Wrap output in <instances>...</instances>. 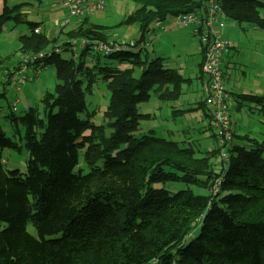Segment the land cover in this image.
<instances>
[{
  "label": "trees",
  "instance_id": "obj_1",
  "mask_svg": "<svg viewBox=\"0 0 264 264\" xmlns=\"http://www.w3.org/2000/svg\"><path fill=\"white\" fill-rule=\"evenodd\" d=\"M137 1L123 22L137 24L140 37L109 53L82 46L81 39L110 41L109 27L84 16L55 45L36 32L41 22L27 21L20 51L31 57V67L53 66L60 82L42 98V113L31 106L17 115L16 99L9 115L0 110L17 132L24 127L29 152L26 172L6 168L4 150L19 145L0 121V264H264V137L236 135L232 128L229 158L217 170V143L203 151L191 140L143 130L142 121L153 114L140 103L151 100L152 89L157 86L160 101L174 102L190 79L144 39L168 17L201 12L205 0ZM221 5L227 18L264 29L263 0ZM14 10L5 0L1 21L14 18ZM98 75L110 91L103 114L110 135L95 122L96 112H88L86 93ZM237 98L264 111V94ZM204 112V130L217 141L211 112ZM176 182L187 188L167 186Z\"/></svg>",
  "mask_w": 264,
  "mask_h": 264
},
{
  "label": "rangeland",
  "instance_id": "obj_2",
  "mask_svg": "<svg viewBox=\"0 0 264 264\" xmlns=\"http://www.w3.org/2000/svg\"><path fill=\"white\" fill-rule=\"evenodd\" d=\"M4 1L0 0V15L4 13ZM57 1L58 3H53L51 0H8V5L15 9L9 12L10 16L14 18L3 21L0 19V95L6 90V97H0V108L3 109L2 111L5 113V116L11 113L12 109L9 105H12L13 101L17 98L19 99L18 110L16 111L17 115H24L31 106H35L42 113V98L49 91L55 92L56 86L60 82L57 79L56 69L53 66L39 67L38 69L34 66L31 67V57L23 55L20 51L21 43L19 40L21 34H25L30 30L27 21L36 19L41 21L36 32H45L47 37L54 40V45L59 44L57 41L62 43L61 40L63 39L58 37L59 34H54L55 30L51 31L56 27L54 23L55 19L61 18L64 15L62 4L59 0ZM90 1L93 2L95 0ZM17 4H20V6L15 7ZM105 4V9L97 10L92 14L89 13L91 14V22L109 27L108 32L111 38L120 36V39L117 40H124L125 42H130L133 37L137 39L140 36L139 26L137 24H125L123 21L138 8L139 2L137 0H105ZM89 14H86V16ZM15 17H20L24 22H18L15 20ZM228 22L232 25L233 39L238 44L245 45L241 47L244 54L251 51V44L255 42V39L257 40V36L260 39L258 41L261 43V48L264 50V29L255 30L248 26V24H242L234 19H229ZM45 24H48L47 27ZM73 26H67L66 30H70ZM163 26L168 27L167 32L176 27L174 35L178 41L175 40L174 36L166 37L164 40V50L169 54V65L178 68L184 76L194 80L188 81L190 82H187L188 84L185 83L182 96L178 100L179 102L160 101L157 98V86L154 87L152 89L151 100L140 103L141 111L153 114L152 118H146L142 121L143 130H154L157 135L168 139L191 140L192 143H197L203 151L213 150L217 147L214 145V136L209 134L207 136L205 134L208 132L203 131L205 122L208 121V116L204 113L201 106L195 109H188V104H191L190 107H194L201 100V90L199 87V75L201 73L198 66L200 59V53L198 52L200 37L194 35L193 31L190 30L191 28L187 29V27L176 25L169 18L163 21ZM153 31H157L158 33L163 31V29H156L155 27ZM152 36L150 38H154V44L157 45L158 39ZM148 46L149 50L156 54L157 49H154L155 46H151V44ZM93 49L95 50V48ZM239 50L237 49L234 52L235 57H233V60L236 64L233 70L234 76L241 77L240 82L244 83L249 81L253 74H250L251 67L246 66L247 63L243 59H237V52ZM62 55L67 58L73 56L69 51H63ZM255 55L253 52V56ZM20 61H22L21 68L16 66ZM243 71L249 73L248 76H244ZM23 76H26L28 80L21 85L19 84L20 82H17V86H20L19 90L17 89L18 87L16 88V82L14 84L6 83L10 79H21ZM15 88L17 91H15ZM231 91L235 92L234 89H231ZM86 100L88 112H96L95 122L106 125L107 133L110 135L113 128L108 125V120H105L103 117L104 110L110 101V91L107 87V81L101 75H98V80L94 84L93 90L86 93ZM246 103L247 105H244L240 110L232 108L233 115L237 117V119L233 117L236 126L238 124L237 129L242 131L243 127L246 126L247 130H251L252 134L261 137L264 135V114L260 115L259 112H253L252 109H249V105L252 103L248 101ZM253 104L255 105V103ZM5 116H0V121L7 135L16 140L19 145L16 149L4 150L6 168H18L22 172H26L29 152L23 137L24 127L19 125L20 132H17L15 126ZM82 116L85 117V114ZM212 161L215 168L220 170L219 165L222 162L221 154L218 153V155L212 157ZM80 165L84 168L85 172L89 170L83 162ZM167 186L172 190L187 188V184L183 182H176ZM192 188L195 193L203 192L201 188L195 186H192Z\"/></svg>",
  "mask_w": 264,
  "mask_h": 264
},
{
  "label": "built area",
  "instance_id": "obj_3",
  "mask_svg": "<svg viewBox=\"0 0 264 264\" xmlns=\"http://www.w3.org/2000/svg\"><path fill=\"white\" fill-rule=\"evenodd\" d=\"M66 9L69 19L82 17L106 7L105 0H59ZM206 11L189 12L174 16L176 23L180 26L191 28L194 35L200 37V41L205 43L203 70L209 76L208 82L204 86L207 93V102L210 105L211 126L214 127L217 136V145L221 149L223 160L229 158L228 146L233 141V131L231 127V114L229 104V93L224 83L223 58L229 52L231 42L225 39L218 32L216 26L218 19L224 11L221 0H206ZM69 21V20H67ZM66 21V22H67ZM65 22V23H66ZM162 25L160 23L157 24ZM82 46L91 45L95 50L109 53L120 44L116 41H103L95 39L79 40ZM135 42V41H131ZM126 43V42H125ZM27 77L23 76L18 82H27ZM20 89V86L17 88ZM19 99L14 102V110L17 109ZM217 187V185H216Z\"/></svg>",
  "mask_w": 264,
  "mask_h": 264
},
{
  "label": "crops",
  "instance_id": "obj_4",
  "mask_svg": "<svg viewBox=\"0 0 264 264\" xmlns=\"http://www.w3.org/2000/svg\"><path fill=\"white\" fill-rule=\"evenodd\" d=\"M51 1L53 3H58L57 0H51ZM206 7L207 6H206V0H205V8H204V10L201 11L202 13H205ZM62 8L64 9V15L61 18L55 19V22L54 23H55L56 27L53 28L51 31L53 32L55 30L53 33L54 34L57 33V35L59 34L58 37H60V39H63V40H61L63 42L67 38H69L67 35L65 37L66 32L69 31V30L68 31L66 30V27L67 26H70V25H74L71 29L76 28L77 23L79 21H82V19L84 17L87 18L91 22L90 16H91L92 13L89 14V15H87V16H84V17H73V18L69 19L67 17L66 9L63 6H62ZM168 18H169L170 21H173L176 25H178L176 23V21H174L175 20L174 17H168ZM229 19L230 18H227L224 15V13H223V15H221L219 17V19H218L216 28H217L218 32L221 33L222 36L225 39H227V40L231 39L233 41L232 42L231 40H229L232 43V48L230 49L229 53H227L224 56L223 63H222V67H223L224 83H225L226 89L228 90L229 95H230L229 101H230L231 115H232V118L234 117L235 119H237V117H235L233 115V113H232V111H233L232 108H235L236 110H240V109H242V107L244 105H247L246 101H248V100H243L242 101L243 103H240L238 101V98H237L239 93L240 94L241 93H244V94L245 93H251V94H258V95H263L264 94V88H262V87H264V56H263L264 50H263V48H261V43L259 42L260 39L257 36L256 37L257 40L255 39V42L251 44V48H252L251 51L248 52V53H246V54H244L242 52V50H241V47H243L245 45L244 44H241L240 45V44L237 43V41H235L233 39L234 38V35H233V31H232V25H231L230 22H228ZM67 20H69V21H67ZM33 21L41 22L40 20H36V19H34ZM57 21H58V23L59 22L60 23L58 24ZM45 25L47 27L48 24H45ZM248 26H250V25H248ZM250 27L251 28H254L255 30L260 29L258 27H253V26H250ZM161 29H163V31H160L158 33H157V31H151L149 34L146 35V39H144V41L146 42L147 45L151 44V46H155L154 49L155 48L157 49L156 50L157 52H155L156 53L155 55L156 56H163V57H165L166 58V64H167V66H170L169 65V56H168L169 54H167L165 52V50H164V40H165L166 37L174 36L175 37V40L178 41L177 40V37L174 35L175 34L174 29H176V27L175 28H172L169 31L170 32L169 33V32H167L168 27L167 26H163V23H162ZM187 29H190V28H187ZM190 30H192V29H190ZM164 31H166V32L164 33ZM139 34H140V32H139ZM151 35H153V36L155 35V37L158 39L157 45L154 44V41H153L154 38H152V39L150 38ZM192 36H194V35L192 34ZM117 39H120V36H116V37H113V38H111V36H110V39L109 40L110 41H113V42L114 41H117L119 43L120 42L121 43H125L124 40H117ZM137 39H135L133 37L131 41H134V40H137ZM57 43H61V42L57 41ZM237 49H240L237 52V59H243L247 63L246 66L251 67L250 74L251 73L253 74L252 75V78L249 81L244 82V83H241L240 82L241 79H242L241 77L234 76L235 74H234V70L233 69L235 68L236 62L233 60L234 59L233 57H235L234 52ZM198 52L200 53V59L198 61V66H199V70H200V73H201V75H199V79H200V81H199V87H200V90H201V100L194 107H190L191 104H188V109H190V108L195 109V108H198V107L201 106V108H203V111L206 110L208 112L210 110V108H209L210 105L207 102V96L208 95H207V93L204 90V86H205L206 82H208L209 76L203 70L204 49L202 47L201 41H200V45H199V48H198ZM253 52L256 54L255 56H253ZM170 67H173V66H170ZM173 68H176V67H173ZM243 72H244V76H248L249 73H247L246 71H243ZM187 78H189V77H187ZM17 80L19 81V79H10L9 81L7 80L8 82H6V83L7 84H10V83H13L14 84L16 82L15 84H16V88H17L18 87L17 86V82H18ZM193 80L194 79H191L190 78L188 81H193ZM187 82H186V84L190 83V82H188V83ZM184 85H185V83H184ZM16 88H15V91H17ZM231 89H234L235 92L231 91ZM239 91H241V92H239ZM5 92H6V90L3 91V93H5ZM4 96L6 97V94ZM0 97H2V96L0 95ZM177 101H175V102H177ZM249 103H252V102H249ZM251 105H253V106H251ZM251 105H249V109H252L253 112H259L260 115L261 114H264V111H262L258 106L254 105L253 103ZM0 110H3V109L0 108ZM1 115H2V112H1ZM234 118H233L232 128H233V131L236 132V135H246V134H249L252 137H256L258 139H262L264 137V135L261 136V137H259V136H256V135L252 134L251 130H249V129L247 130L246 126L243 127V130L242 131L238 130L237 129L238 124L236 126L235 121H234ZM207 119H209V117ZM206 128H208L207 121L205 122V128L204 129H206ZM204 129H203L204 132H208L205 135H207V136L213 135V132H212L211 129L208 130V131L207 130H204ZM213 139H214V145H216V143H217L216 137H214Z\"/></svg>",
  "mask_w": 264,
  "mask_h": 264
}]
</instances>
